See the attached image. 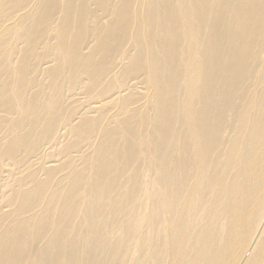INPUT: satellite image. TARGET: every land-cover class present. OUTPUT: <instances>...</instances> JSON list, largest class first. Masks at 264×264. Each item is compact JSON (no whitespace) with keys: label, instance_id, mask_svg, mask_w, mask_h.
<instances>
[{"label":"bare ground","instance_id":"bare-ground-1","mask_svg":"<svg viewBox=\"0 0 264 264\" xmlns=\"http://www.w3.org/2000/svg\"><path fill=\"white\" fill-rule=\"evenodd\" d=\"M0 264H264V0H0Z\"/></svg>","mask_w":264,"mask_h":264}]
</instances>
